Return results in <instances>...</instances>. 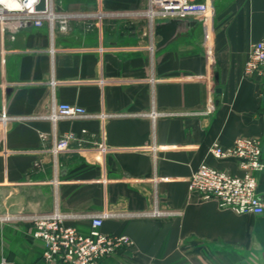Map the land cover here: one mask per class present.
Here are the masks:
<instances>
[{
    "label": "crops",
    "instance_id": "obj_1",
    "mask_svg": "<svg viewBox=\"0 0 264 264\" xmlns=\"http://www.w3.org/2000/svg\"><path fill=\"white\" fill-rule=\"evenodd\" d=\"M54 1L64 26L0 23V116L24 118L0 121V260L51 264L16 218L58 210L116 215L100 230L134 245L97 264H264V213L189 191L204 163L241 174L210 154L215 143L258 138L264 159V77H243L264 34V0H193L210 5L209 17L182 18L186 30L164 47L149 0ZM60 103L109 117L44 118ZM153 110L162 115L141 116ZM68 133L76 139L55 155ZM257 179L264 202V171ZM155 209L162 215H137ZM65 224L90 230L88 218Z\"/></svg>",
    "mask_w": 264,
    "mask_h": 264
},
{
    "label": "built area",
    "instance_id": "obj_2",
    "mask_svg": "<svg viewBox=\"0 0 264 264\" xmlns=\"http://www.w3.org/2000/svg\"><path fill=\"white\" fill-rule=\"evenodd\" d=\"M45 8L39 10L41 0H0V23L7 25L11 21L33 22L35 26L48 23L54 27L57 23L64 26L69 16L55 10L54 0H44ZM211 7L206 2L193 0H149L148 19L168 21L190 16L205 20L209 17ZM243 77L248 79L264 77V34L251 45L243 67ZM162 115L153 110L141 116L156 118ZM105 114H91L85 108L73 104H53L51 111L44 118L54 124L63 119H104ZM24 118L0 116V121L23 120ZM44 138V135H41ZM74 133L59 138L52 150L56 155L69 148L75 140ZM210 154L217 160H235L241 171L234 175L208 164H202L190 177L189 191L200 194L203 200H215L220 208L230 209L236 214L264 213V202L258 194L257 175L264 171L263 142L258 138L240 137L233 146L224 148L215 143ZM139 216L156 218L162 213L155 209ZM115 214L102 213L92 216L64 214L58 210L48 214H33L17 217L28 220L31 224V236L43 243V259L51 264H97L102 259L116 253L121 248L134 245L127 235H111L100 230L105 219ZM11 218V217H9ZM88 218L90 230L84 234L75 226L65 224L66 220ZM0 264H15L2 258Z\"/></svg>",
    "mask_w": 264,
    "mask_h": 264
},
{
    "label": "water",
    "instance_id": "obj_3",
    "mask_svg": "<svg viewBox=\"0 0 264 264\" xmlns=\"http://www.w3.org/2000/svg\"><path fill=\"white\" fill-rule=\"evenodd\" d=\"M45 8V1L41 0V3L38 6L39 10H43ZM186 30V22L182 19H171L164 22H158L155 25L154 34L157 37H160L161 40L158 43L159 47L166 46L170 41H172L176 35L180 32Z\"/></svg>",
    "mask_w": 264,
    "mask_h": 264
},
{
    "label": "rangeland",
    "instance_id": "obj_4",
    "mask_svg": "<svg viewBox=\"0 0 264 264\" xmlns=\"http://www.w3.org/2000/svg\"><path fill=\"white\" fill-rule=\"evenodd\" d=\"M7 259V258H6Z\"/></svg>",
    "mask_w": 264,
    "mask_h": 264
}]
</instances>
